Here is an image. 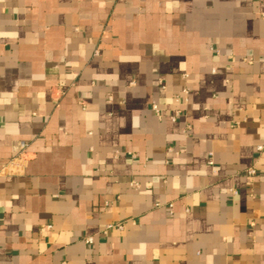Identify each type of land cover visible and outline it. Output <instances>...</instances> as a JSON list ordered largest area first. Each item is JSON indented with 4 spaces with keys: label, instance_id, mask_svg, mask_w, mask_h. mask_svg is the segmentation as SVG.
<instances>
[{
    "label": "crops",
    "instance_id": "crops-1",
    "mask_svg": "<svg viewBox=\"0 0 264 264\" xmlns=\"http://www.w3.org/2000/svg\"><path fill=\"white\" fill-rule=\"evenodd\" d=\"M0 264H264V0H0Z\"/></svg>",
    "mask_w": 264,
    "mask_h": 264
},
{
    "label": "built area",
    "instance_id": "built-area-1",
    "mask_svg": "<svg viewBox=\"0 0 264 264\" xmlns=\"http://www.w3.org/2000/svg\"><path fill=\"white\" fill-rule=\"evenodd\" d=\"M159 83L161 84L162 88H165V86L163 85V82H162L161 80H159ZM184 93L187 94V90H184ZM152 110H153V112L156 114V116H158L159 118H162V112H161V110L159 109L158 105L154 104V105L152 106ZM178 116H179V112H176L175 114H173V115L171 116V119H172L173 121H175V120L177 119ZM262 149H263L262 146H259V147H258V150H259V151H261ZM247 174H248V175H255L256 172H255V170H254L253 168H250L249 170H247ZM112 228H119V229H122L123 226H122V225H117V226L109 225V226H107V229H112ZM87 242H88V243H92V242H93V238H88V239H87Z\"/></svg>",
    "mask_w": 264,
    "mask_h": 264
}]
</instances>
